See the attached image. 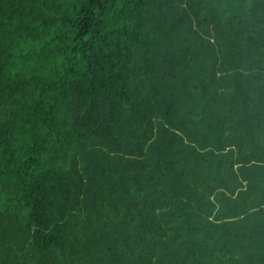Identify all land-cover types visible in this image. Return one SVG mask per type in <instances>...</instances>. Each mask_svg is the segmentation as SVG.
I'll use <instances>...</instances> for the list:
<instances>
[{
    "label": "trees",
    "instance_id": "16d2710c",
    "mask_svg": "<svg viewBox=\"0 0 264 264\" xmlns=\"http://www.w3.org/2000/svg\"><path fill=\"white\" fill-rule=\"evenodd\" d=\"M0 264H264V0H0Z\"/></svg>",
    "mask_w": 264,
    "mask_h": 264
}]
</instances>
